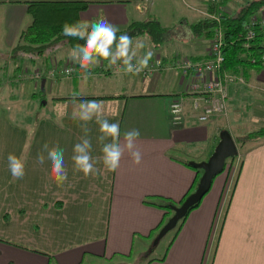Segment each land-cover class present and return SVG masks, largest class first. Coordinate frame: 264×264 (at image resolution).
Here are the masks:
<instances>
[{
    "label": "crops",
    "instance_id": "1",
    "mask_svg": "<svg viewBox=\"0 0 264 264\" xmlns=\"http://www.w3.org/2000/svg\"><path fill=\"white\" fill-rule=\"evenodd\" d=\"M34 1L84 2L86 7L80 12L83 21L103 17L119 29L141 21L136 15L154 16L160 24L172 16V0H0V55L10 54L17 43L26 23L27 4ZM177 1L190 14H178L174 22L162 25L171 31L159 48L144 36L133 39V47L137 41L144 45L133 61L151 51L150 60L160 57L164 68L143 77L139 73H115V65L101 60L85 70L70 58L71 51L62 52L57 46L53 50L61 54H55L58 59L52 64L67 59L77 67L74 76L42 78L33 88L29 84L32 81L21 82L13 88L22 95L0 98V264H77L86 255L110 262L117 255H129L136 236L141 241L155 236L172 215L163 205H179L194 190L202 170L189 161H206L222 130H229L235 140L245 135L246 124L256 122L254 115L259 109L251 111L245 96L263 90L261 69L248 70L244 86H230L226 116L198 121L191 81L182 78L172 65L178 58L208 57L210 40L204 32L195 34L191 27L204 17L206 9L204 0ZM247 1L225 0L224 8L234 12ZM185 29L191 30L190 36ZM52 64L47 57L30 63L32 72ZM45 89L47 96L42 93ZM38 95L44 102L35 107L31 100ZM179 97L184 102V120L174 125L169 108ZM49 99L61 108L55 116L43 113ZM88 100L103 102L105 118L119 123L121 142L125 132L139 131V164H133L125 151L116 171L104 168L98 159L103 145L97 140L99 124L94 118L87 125V138L98 171L85 177L73 170V147L85 132L83 122L72 116L79 104ZM24 101L27 105L18 104ZM45 144L49 149H63L67 179L59 185L51 177L50 162H37L38 154L47 157ZM237 148L233 162L238 169L236 182L232 192L225 194L208 264H264V139ZM9 154L25 162L22 179L12 177ZM219 176L215 194L202 198L179 224L168 256L150 264H197L196 255L208 245L223 195L225 178L223 173Z\"/></svg>",
    "mask_w": 264,
    "mask_h": 264
},
{
    "label": "trees",
    "instance_id": "2",
    "mask_svg": "<svg viewBox=\"0 0 264 264\" xmlns=\"http://www.w3.org/2000/svg\"><path fill=\"white\" fill-rule=\"evenodd\" d=\"M224 2L225 0L220 2L222 6H224ZM203 3L206 12L219 16V22L204 16L201 20L192 24L193 32L195 34L204 32L206 38L211 41L216 28H220L224 36L225 62L223 68L228 72L243 77H246L245 74L250 69L259 71L261 69L262 30L259 27L255 28L257 32L256 36L248 45L246 44L245 34L250 20L254 17L258 18L260 12L263 10L264 0H249L234 12H228L224 7L218 10L217 4L211 0H204ZM85 7L86 3L75 1L29 2L27 4V13L30 16V22L20 31L18 41L10 51V58L15 61L33 62L39 58H45L46 54L57 46L67 45L73 49L77 44L83 45L85 43L84 40L65 36L62 30L65 23L75 24L78 21H83L80 18V12ZM101 18L103 17L94 18L92 22ZM170 31L171 29L163 27L154 16H147L141 21H133L126 27L119 29L117 36L125 33L133 39L138 36H146L154 48H159L170 37ZM252 59H255V61L252 62ZM242 85L244 84L238 86ZM109 98L112 97L110 96ZM258 139H264V126L250 131L240 138H236L235 142L237 146L241 147L245 142H253ZM236 157L229 158L226 161L223 171L225 190L230 181L233 162ZM235 182L236 178L230 190L231 192L235 186ZM170 205L171 203H167L163 207L171 210ZM183 219L178 222L175 230H178L179 224Z\"/></svg>",
    "mask_w": 264,
    "mask_h": 264
},
{
    "label": "clouds",
    "instance_id": "3",
    "mask_svg": "<svg viewBox=\"0 0 264 264\" xmlns=\"http://www.w3.org/2000/svg\"><path fill=\"white\" fill-rule=\"evenodd\" d=\"M119 29L108 22L107 19L101 18L95 22L78 21L75 24L65 23L62 33L65 36L78 40H84V44H77L70 53V58L78 62L82 69L87 70L89 66L99 65L101 60H107L109 65H116L122 62L125 73L138 74L148 67V61L152 58L153 53L148 51L142 58L133 64L134 58L138 56V50L143 48L142 42L137 41L133 47V38L129 35L121 34L117 36ZM187 35H191L190 29H185ZM68 71H71L69 69ZM75 95V94H74ZM73 119L83 122L81 127L84 129L85 137L74 145L73 170L83 173L85 177L93 174L95 171L94 161L91 150L92 143L87 138L88 123L95 118L99 124L100 135L97 137L102 146V161L104 168L108 172H114L120 166V161L125 151L132 158L133 164H139L141 153L136 149V141L139 138L138 130L127 131L123 134L121 142V133L119 123H110L104 115V106L102 101L88 100L79 104L78 110L74 111ZM107 141V142H105ZM47 151V157L43 153L38 154L37 162L44 164L45 159L50 162V174L52 179L59 185L67 179V171L64 162V152L60 148L49 149L47 144L44 146ZM8 166L14 179H22L25 175V162L15 156L8 155Z\"/></svg>",
    "mask_w": 264,
    "mask_h": 264
},
{
    "label": "built area",
    "instance_id": "4",
    "mask_svg": "<svg viewBox=\"0 0 264 264\" xmlns=\"http://www.w3.org/2000/svg\"><path fill=\"white\" fill-rule=\"evenodd\" d=\"M217 4L218 10L224 6L220 3L222 0H211ZM204 16L219 22V16L214 13L205 12ZM262 30L261 41V72L264 73V13L258 18L254 17L247 25L245 34L246 44L252 41L256 36V29ZM252 62L255 59L251 60ZM225 62L224 56V36L220 28H216L213 38L209 44L208 57L204 60H193L189 57L178 58L174 61L172 68L180 72L182 78L190 79V91L194 97L192 99L193 107L197 112V119L206 122L213 117H221L227 115L228 91L231 85L245 84V78L226 71L223 66ZM133 61V64H136ZM164 62L160 57H156L148 61V67L143 69L139 74L146 77L161 68H164ZM71 69V71H68ZM115 73L125 72L122 62L113 67ZM27 72V71H26ZM25 72V74H26ZM77 72L76 65L66 62L63 66L58 63L52 64L48 70L37 69L26 75L32 79L40 80L42 78L58 79L71 78ZM23 74L22 76H25ZM170 119L172 124L180 125L184 120V102L181 97L175 99L169 108ZM229 186L227 193L229 192Z\"/></svg>",
    "mask_w": 264,
    "mask_h": 264
},
{
    "label": "rangeland",
    "instance_id": "5",
    "mask_svg": "<svg viewBox=\"0 0 264 264\" xmlns=\"http://www.w3.org/2000/svg\"><path fill=\"white\" fill-rule=\"evenodd\" d=\"M186 1L188 3L191 2L190 0H186ZM170 8L172 11V16L169 17V19L167 21H164V22H166L165 24L162 22L161 25L169 24L171 21L174 22V18H176L178 14H180V16H182V15L187 16L190 14L185 9V7L183 5H180V3L177 0H172V4H171ZM136 16L138 18H140V20H143L145 18V17H141L142 15H136ZM25 22L26 23H25L23 28H25L28 25V23L30 22V16L29 15H27ZM144 37L147 38L146 36H144ZM60 46H61L60 51H62V52L64 50H67V51L72 50V48H70L67 45H65V46L60 45ZM62 47H67V48L63 49ZM55 54L60 55L61 52L55 53V51L52 50L48 54H46V57L48 58L49 64H52L54 62V59H58ZM46 57L45 58H39L36 61L46 59ZM62 60H64V63L59 64V66H61V65L63 66L67 61V59H65V58ZM30 63L31 62H28V61H23V62L15 61L14 59L10 58L9 54L0 55V98L6 97V99H8L12 95H16V96L22 95L18 91L15 92L17 89L13 88V86H15L21 82L32 81L29 83L32 88L35 85H38L37 80L32 79V77L29 78V76H26V75L32 73L33 67H32V65H30ZM45 66L46 65L41 66L40 70L43 69ZM46 69L48 70L49 67L47 66ZM25 72H26V74H25ZM23 74H25V76H22ZM104 77L108 78V79H115L114 78L115 76H111V77L104 76ZM92 80H95V79H92ZM45 81L46 80H44V82H43L44 83L43 87H45V84H46ZM85 81H87V80H85ZM64 83H65V81L62 82V84H64ZM256 90H257V92H254L256 94H252V93L247 92V94L245 96V100L247 102H251L250 103V110L251 111H254V113H255V110H257V108L259 109V111L257 112V115H254V120H256V122L253 125L246 124L247 128H246V130L245 129L243 130V132H244L243 134H247L248 133L247 130H250V128H251V130L254 131V130H257L258 128L264 126V88H263V90H261V89H256ZM45 91H46V93L43 91H42V93L47 96L48 90L45 89ZM254 97H256V100L252 102L251 100H253ZM31 101H32V104L35 105V107H39L40 104L42 102H44L43 99L41 100V97H39V95L36 96V98L34 100H31ZM51 101L52 100L49 99L47 105L43 109V113L49 114L50 116H55V115H57V112H59L61 108L58 104L54 105L53 102L51 103ZM18 104H26L27 105L26 101H24V103L18 102ZM228 113H229V103L227 102V114ZM221 117H223V116H221ZM20 120H23V119L21 118ZM236 162H239V160H237ZM223 171H222V173H223ZM237 173H238L237 166L234 165L232 173H231V178H230L231 181L228 183L226 190L224 188L223 195H222V197H220V200L218 202V207L216 209L215 219H214V223L212 226L211 235H210V238L208 240V245H207L206 249L204 247V250H200L196 255V261H198L197 264H208L209 255H210L209 250L213 244L215 229H216V226L218 224V221H219V218H220V215L222 212V208L224 205L225 194L227 193L228 186H229V189L232 188V185L234 183V179L237 176ZM201 174H202V171H201ZM220 174H218L213 179V182H212V185H211L209 191L203 196V198L206 197L205 199H209L212 197V195L215 194V183L219 179ZM229 192H230V190H229ZM175 234H176L175 228L168 231L160 239V241L156 245L153 244L155 236H152L151 238H148L145 241H141V239L136 236V238L134 239V241L132 243L131 253L129 255H117L110 262H107L104 260L103 261L98 260L96 258H93L92 256L86 255L84 260L81 263H77V264H150V263H156L158 261L162 262V261H164V259L168 256V254L172 250V245H173V240H174ZM160 259H162V260H160Z\"/></svg>",
    "mask_w": 264,
    "mask_h": 264
},
{
    "label": "water",
    "instance_id": "6",
    "mask_svg": "<svg viewBox=\"0 0 264 264\" xmlns=\"http://www.w3.org/2000/svg\"><path fill=\"white\" fill-rule=\"evenodd\" d=\"M238 155V148L229 130L220 132V139L214 151L206 161H189V164L202 170V174L194 188L179 205H170L172 215L155 235L153 244L156 245L160 239L170 230L176 228L178 222L186 217L189 210L199 204L203 196L209 191L213 179L224 170L226 161Z\"/></svg>",
    "mask_w": 264,
    "mask_h": 264
}]
</instances>
